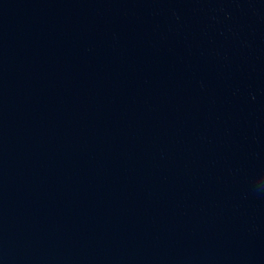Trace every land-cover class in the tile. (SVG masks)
<instances>
[{"label": "water", "instance_id": "95a60500", "mask_svg": "<svg viewBox=\"0 0 264 264\" xmlns=\"http://www.w3.org/2000/svg\"><path fill=\"white\" fill-rule=\"evenodd\" d=\"M0 264H264V0H0Z\"/></svg>", "mask_w": 264, "mask_h": 264}]
</instances>
